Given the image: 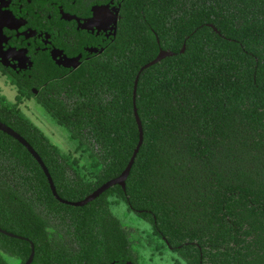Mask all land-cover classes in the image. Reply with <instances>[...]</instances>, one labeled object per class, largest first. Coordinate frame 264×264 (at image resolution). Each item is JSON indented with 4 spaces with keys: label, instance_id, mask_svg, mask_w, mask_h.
Here are the masks:
<instances>
[{
    "label": "trees",
    "instance_id": "trees-1",
    "mask_svg": "<svg viewBox=\"0 0 264 264\" xmlns=\"http://www.w3.org/2000/svg\"><path fill=\"white\" fill-rule=\"evenodd\" d=\"M140 1L144 9L156 6L157 17L147 19L155 24L128 19L127 34L141 40L125 43L124 55L109 65L104 79L92 82L90 94L89 88L67 86L70 103L53 94L43 103L33 91L40 85L37 70L33 80L21 79L0 65L19 99L35 98L89 150L95 181L72 179L68 171L75 161L3 96L0 120L40 154L62 198L81 199L120 175L138 143L134 81L159 50L144 51L145 31L153 27L163 47L173 36L178 56L139 77L144 141L126 189L114 186L89 203V227H96L102 212L109 220L106 233H114L118 219L111 205L123 202L188 264H264V0ZM151 36L148 42L157 44ZM40 203L81 208L60 203L33 156L0 131V227L34 243L32 264H63L68 257H59L34 208ZM30 254L28 241L0 233V264H12L7 257L24 264Z\"/></svg>",
    "mask_w": 264,
    "mask_h": 264
},
{
    "label": "flooded vegetation",
    "instance_id": "flooded-vegetation-1",
    "mask_svg": "<svg viewBox=\"0 0 264 264\" xmlns=\"http://www.w3.org/2000/svg\"><path fill=\"white\" fill-rule=\"evenodd\" d=\"M147 7L142 8L140 0H0L7 23L0 36V65L21 79L28 76L33 80L32 73L37 70L40 85L33 91L43 103H48L52 94L56 98L59 88L69 97L67 86L73 91L89 88L90 94L92 82L104 79L109 65L124 55L125 43L141 40V36L127 34L128 19L142 17L144 25L155 24L147 19L157 17L156 6ZM150 33L157 44L148 42L152 40ZM143 38L147 40V54L152 55L156 48L158 53L160 49L174 52L172 57L179 54L173 50L176 39L171 36V45L163 47L153 27ZM34 208L44 217L48 238L59 257H68L63 264H147L134 249L131 235L124 233V219L115 213L118 222L114 233L108 234L109 220L102 212L94 219L96 227H89V204L74 210L41 203ZM153 237L145 239L153 247L152 261L168 250L175 254V264H188L165 237L156 233Z\"/></svg>",
    "mask_w": 264,
    "mask_h": 264
},
{
    "label": "rangeland",
    "instance_id": "rangeland-1",
    "mask_svg": "<svg viewBox=\"0 0 264 264\" xmlns=\"http://www.w3.org/2000/svg\"><path fill=\"white\" fill-rule=\"evenodd\" d=\"M62 91L63 89L59 88L56 97L64 100L66 103H70L71 98H66ZM2 96L7 101L16 103L18 108L58 147L62 154L70 161H75L76 168L68 171L72 179L74 178L83 183L95 181L96 174L89 166V150L84 146H79L71 137L69 131L46 113L35 98L24 97L19 99L17 87L11 84L6 75L0 71V97ZM113 199L116 201L114 197ZM111 209L113 213L124 219V227L129 235H131L134 249L139 252L144 262L147 264H175L174 259H176V256L168 250L162 252L163 255H159V253L155 255L153 261L150 259L153 247H150L145 239H152L154 237L152 228L147 222L137 217L123 202L113 203ZM50 218H52L51 221L54 223L57 222L56 218ZM7 259L12 264L20 263L18 259L11 257H7Z\"/></svg>",
    "mask_w": 264,
    "mask_h": 264
},
{
    "label": "water",
    "instance_id": "water-1",
    "mask_svg": "<svg viewBox=\"0 0 264 264\" xmlns=\"http://www.w3.org/2000/svg\"><path fill=\"white\" fill-rule=\"evenodd\" d=\"M5 14L1 12L0 10V36L2 35V28L7 26V23L4 21L5 19ZM210 27H212L214 29V31H216L217 33L220 34V31L213 25V24H208ZM186 45L184 44L181 50V53H183L185 51ZM1 49V46H0ZM175 53L169 50H164V49H160L159 53L157 54L156 58H154L152 61L146 63L145 65H143L141 67V69L139 70V73L137 74L135 81H134V87H133V111H134V117L138 126V132H139V140L138 143L134 149V152L129 160V163L127 164L126 168L122 171V173L120 175H118L117 177L108 180L107 182L103 183L101 186H99L97 189H95L93 192H91L89 195H87L84 199L79 200V201H70V200H66L64 198H62L57 191L56 185L54 183V180L52 178V175L48 169V167L46 166L45 162L43 161L42 157L40 156V154L35 150V148L28 142V140L26 138H24L19 132H17L15 129H13L12 127H10L9 125L5 124L4 122H2L0 120V131L6 133L7 135L11 136L12 138H14L15 140H17L21 145H23L27 151L33 156V158L37 161V163L40 165L42 171L44 172L48 184L50 186V190L53 194V196L61 203L66 204V205H70V206H74V207H84L87 204L93 202L94 200H96L98 197H100L103 193H105L106 191H108L110 188L114 187V186H120L122 187L124 190L126 189V181L130 175L131 169L135 163L136 157L140 151V148L143 144L144 141V130H143V125H142V121L141 118L139 116L138 113V108H137V103H136V99H137V89H138V83H139V77L140 74L154 66L155 64L161 62L162 60L168 58V57H172L174 56ZM3 65L8 66V63H6L4 60L1 61ZM68 66V65H67ZM0 233L12 237V238H17V239H21V240H26L30 243L31 245V254L28 257V259L26 260V262L24 264H32L33 260H34V256H35V245L34 243L29 240V238L24 237V236H18L12 232H9L5 229H2L0 227Z\"/></svg>",
    "mask_w": 264,
    "mask_h": 264
}]
</instances>
